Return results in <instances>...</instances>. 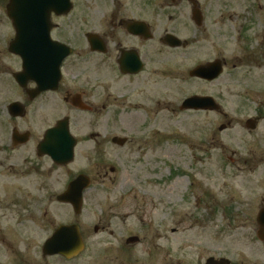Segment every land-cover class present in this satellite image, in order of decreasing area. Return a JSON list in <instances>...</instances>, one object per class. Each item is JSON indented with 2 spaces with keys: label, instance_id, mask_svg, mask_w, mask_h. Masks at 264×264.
I'll return each mask as SVG.
<instances>
[{
  "label": "flooded vegetation",
  "instance_id": "flooded-vegetation-1",
  "mask_svg": "<svg viewBox=\"0 0 264 264\" xmlns=\"http://www.w3.org/2000/svg\"><path fill=\"white\" fill-rule=\"evenodd\" d=\"M254 3L258 9L261 8L259 1ZM23 4L20 1L16 6ZM33 4L36 5L35 2ZM50 4H55L57 9L45 12L40 33L48 30L49 42L59 45L60 49L69 47L70 53L61 62L56 85L41 90L42 83L35 73L27 78L20 76L23 60L10 51V44L16 36L13 20L7 13L10 0H0V264H160L164 257L153 256L152 251L144 258L130 256L133 245L142 239L139 235H132V238L136 237L135 241H130L131 235L123 234L112 243L101 246L100 240H94L90 244L81 220L82 213L74 215V220H68L67 211L71 205L62 201L60 195L71 180L84 173L78 169L84 163L77 157L83 140L93 143V148L98 151L99 146L110 143L115 154L119 148L125 149L130 144L132 138L128 133L141 131L130 130L127 135H121L119 130L110 129L105 133L91 130L84 138L82 132L73 128L77 126L75 115L86 113L97 118L107 111L118 119L127 107L139 105L142 109V104H146L149 97L163 100L165 75L170 76L174 68L185 77L187 75L188 79L211 84L213 81L190 76L189 72L220 59L223 67L221 77L230 63L227 56L197 60L190 66L186 63L185 55L192 56L189 60H196L197 52L192 48L202 47V43H198L209 39L207 22L211 24L212 19L209 6H205L204 0H69V10L64 11L58 5L65 4L64 1ZM166 18L167 21L173 18L169 30L161 26ZM229 19L232 20L231 14L220 20ZM73 22L74 30L68 27ZM215 34L226 37V31L221 28ZM235 34L238 40H250L242 25L238 26ZM168 35H172L178 44L173 47L167 45L165 38ZM165 47L174 49L177 56L184 58L170 70H165L170 68L165 66ZM241 51L243 56H256L253 47L242 48ZM238 60V65L234 64L232 70L242 66L244 60ZM41 61L43 58L32 57L33 72ZM200 95L210 96L217 107L213 110L181 109L183 98L175 104L180 112L193 113L194 116L200 113L206 118L200 124L204 134L190 140L192 149L188 161L201 164L210 147L220 146L218 158L224 168L257 175L246 179L248 184L243 192L226 193L218 208L224 217L226 232L231 228L239 229V235L245 237L248 244L264 248V138L254 135L264 116L255 112L241 118L240 125L247 132V139L242 134L241 141L230 147L219 134L234 125L233 116L229 117L227 113L225 97L207 93ZM138 112L134 115L137 116ZM210 113L220 117L215 125L218 132H209L212 130L208 128L211 126ZM62 119L68 120L71 136L75 139L73 159L68 163H62L58 156L54 159L48 152L50 145L57 144L59 139L48 141L46 135ZM193 127L195 129V124ZM228 151L232 154L230 157L225 156ZM92 156H89L90 165L94 167H106V162L112 160ZM120 158L115 156L113 161ZM72 168L76 172H71L69 177L68 172ZM111 169L114 171V167ZM90 178L93 182V177ZM188 179H194L193 175ZM53 180L59 181V187L52 186ZM191 184L194 186L195 182ZM224 185L226 182L223 188ZM204 195L203 191L200 196L193 195V202L199 205ZM123 220L119 219L120 222ZM69 223H75L79 229L83 239L82 250L71 257L45 253L44 245L53 232ZM160 228L163 232L165 226ZM105 230V226L100 224L92 227L94 234ZM157 238L162 240L163 234L157 233ZM245 248L242 247L234 257L226 251L219 256L208 257L220 259L223 264H264L263 253L260 257H251ZM178 260L174 259L170 264H179ZM166 262L169 259L166 258Z\"/></svg>",
  "mask_w": 264,
  "mask_h": 264
},
{
  "label": "rangeland",
  "instance_id": "rangeland-1",
  "mask_svg": "<svg viewBox=\"0 0 264 264\" xmlns=\"http://www.w3.org/2000/svg\"><path fill=\"white\" fill-rule=\"evenodd\" d=\"M204 1L205 6H209L212 18L211 24L207 22L209 39L198 43H202V47L192 48L197 52L196 60L190 61L189 57L192 56L185 55L186 63L190 66L197 60L227 56L230 63L221 77L206 84L188 79L187 75L185 77L184 73L174 68L170 76L165 75L163 100L149 97L148 102L142 104V109L139 105L127 107L118 119L107 111L97 118L86 113L75 115L77 126L73 128L82 132L84 138L91 130L105 133L113 129L119 130L121 135H127L126 132L130 130H141L128 133L132 138L130 144L125 149L119 148L115 154L110 143L99 146L98 151L93 148V143L83 140L78 148V160L84 163L78 169L93 177L91 187L85 193L81 215L90 244L100 240L102 246L115 242L117 236L123 234L139 235L142 239L133 245L129 255L144 258L152 251L153 256L165 258L160 259V264H170L174 259H179V264H204L209 255L219 256L226 251L234 257L244 246L251 257L264 254L263 247L251 246L245 237L239 235L241 230L231 228L226 232L225 220L218 208L226 193L243 192L248 184L246 179L256 178L257 175L224 168L225 165L218 158L221 155L220 146L210 147L203 163L191 164L188 161L192 149L190 140L204 134L200 124L206 118L200 113L194 116L175 108L177 102L193 92L225 97L227 113L229 117L233 116L234 125L220 132V136L230 147L241 141L242 134L247 139L248 134L240 125L241 118L255 112L264 116V0H257L260 9L254 3L256 0H226L227 3L225 0ZM227 14L232 15V20L221 22L220 19L223 20ZM172 23L173 18L172 21L166 18L161 26L169 30ZM241 25L250 40H238L235 30ZM68 27L74 30L75 23ZM219 28L226 31V37L215 34ZM252 47L255 57L242 55V48ZM163 55L167 62L165 66H170L165 70H170L184 59L177 56V51L167 47ZM238 59L244 60L242 66L232 70ZM137 111L138 115L135 116ZM209 115L211 126L208 128L212 129L209 132L217 131L215 125L220 117L214 113ZM254 135L264 138V119ZM92 155L112 160L106 162V167H94L90 165L89 156ZM118 155L120 160L113 161ZM231 155L229 151L225 153L227 157ZM73 171L76 172L73 168L69 169L68 175ZM192 175L194 179L189 181L188 177ZM191 182H195L194 186ZM51 184L59 187V181L53 180ZM201 191L205 195L198 205L193 202V195L200 196ZM67 218L74 220L69 207ZM120 218L124 220L120 222ZM97 224L104 225L105 232L94 234L92 227ZM161 225L165 226L163 232L160 231ZM157 233L163 234L162 240L157 238ZM166 258L169 262H166Z\"/></svg>",
  "mask_w": 264,
  "mask_h": 264
},
{
  "label": "water",
  "instance_id": "water-1",
  "mask_svg": "<svg viewBox=\"0 0 264 264\" xmlns=\"http://www.w3.org/2000/svg\"><path fill=\"white\" fill-rule=\"evenodd\" d=\"M25 4L16 6L18 2ZM54 1L62 2L64 11L69 10V0H11L8 7V16L13 20L16 28V37L10 44V50L21 56L23 60V72L21 77H29L35 73L37 80L41 81L40 89L53 88L60 75L59 67L62 59L70 53L67 48L60 49L55 43L49 42L48 30L40 33L43 29L41 23L42 17L51 9L56 10ZM36 3L33 4V3ZM15 4V6H14ZM30 4V5H29ZM172 36L166 38L170 46L178 44V41L172 39ZM43 58L36 66L35 72L32 71V57ZM222 71V65L219 60L200 65L190 72V75L201 77L207 80H213ZM18 79V78H17ZM183 108L194 109H215L217 105L211 100V97L191 96L184 100ZM48 141L58 138L57 144H51L48 152L55 159L56 156L61 158L62 163L69 162L73 157V147L75 139L69 133L68 120L63 119L57 125L48 131L46 135ZM47 141V142H48ZM46 142V143H47ZM90 184L88 176L81 174L72 180L66 191L60 195V199L71 203L75 213H80L82 207V193ZM83 246L80 233L76 225H62L45 243L44 251L49 254H61L72 256L78 253ZM206 264H223L214 258H209Z\"/></svg>",
  "mask_w": 264,
  "mask_h": 264
}]
</instances>
